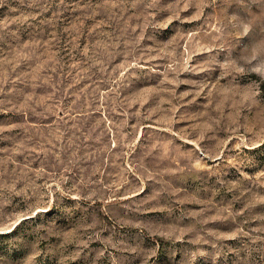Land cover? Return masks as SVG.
I'll return each mask as SVG.
<instances>
[{"label": "rangeland", "instance_id": "obj_1", "mask_svg": "<svg viewBox=\"0 0 264 264\" xmlns=\"http://www.w3.org/2000/svg\"><path fill=\"white\" fill-rule=\"evenodd\" d=\"M0 264H264V0H0Z\"/></svg>", "mask_w": 264, "mask_h": 264}]
</instances>
